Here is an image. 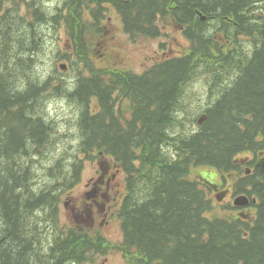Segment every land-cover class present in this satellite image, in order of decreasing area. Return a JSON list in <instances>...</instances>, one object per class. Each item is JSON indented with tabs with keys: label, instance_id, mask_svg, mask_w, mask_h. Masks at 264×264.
I'll return each instance as SVG.
<instances>
[{
	"label": "trees",
	"instance_id": "obj_1",
	"mask_svg": "<svg viewBox=\"0 0 264 264\" xmlns=\"http://www.w3.org/2000/svg\"><path fill=\"white\" fill-rule=\"evenodd\" d=\"M93 2L94 20H86ZM62 3L53 11L31 0L22 11L21 1L0 0V264H69L111 247L125 264H264V0ZM107 3L133 34L156 37L157 18H170L190 39L188 54L141 76L88 66L89 30L105 18ZM59 25L76 47L72 85L56 66L43 72L39 65L41 33ZM201 76L208 79L207 117L177 133L185 84ZM52 94L74 103L75 153L45 108ZM119 103H130L128 119ZM95 151L113 156L125 175L118 244L59 229L81 154ZM247 152L252 172L238 178L235 191L257 198L255 212L228 206L214 214L206 185L189 176L192 166H215L225 181ZM45 226L50 238L41 234Z\"/></svg>",
	"mask_w": 264,
	"mask_h": 264
},
{
	"label": "rangeland",
	"instance_id": "obj_2",
	"mask_svg": "<svg viewBox=\"0 0 264 264\" xmlns=\"http://www.w3.org/2000/svg\"><path fill=\"white\" fill-rule=\"evenodd\" d=\"M40 1V0H39ZM46 3L47 8H51L54 11L55 7H58L64 0H42ZM22 11L26 9L24 6H20ZM104 25L101 34L97 32H91L87 38V53L88 62L87 65L93 69L101 70V68L113 69V68H125L133 69L136 72H143L150 67L158 59L163 58L167 55L183 52L188 44L185 36L180 32L178 28L172 26H164V35L160 38H149L142 36L130 37L125 33L122 20L117 13L112 15ZM107 18V19H108ZM44 38L40 40V47L38 49L39 65L44 72L49 67L56 66L60 67V64L68 63L69 69L59 70L60 76L67 78L71 85L77 78V69L79 61L75 57V45H68V31L63 25L58 27L45 29L43 34ZM161 41L165 44L161 46ZM60 52V53H59ZM59 54V59H56ZM75 57V59H73ZM73 60V61H72ZM86 64V63H85ZM84 63L82 64V66ZM63 70V71H62ZM68 71V72H67ZM207 78L195 79L190 86H185V98L183 100V109L180 113V120L189 122L188 118L192 113H196L203 103L207 100ZM122 103V102H121ZM119 103L118 107L122 110L127 111L125 104ZM121 104V105H120ZM74 103L68 99L66 95L52 94L49 96L46 103V110L50 116L52 124L55 123L54 127L58 133L64 132L67 140L65 147L71 149L73 153L79 149L75 125L76 113L74 112ZM120 109V110H121ZM128 116V114H126ZM74 133V134H73ZM78 146V147H77ZM63 144H61L62 148ZM246 154H241L245 156ZM81 157H87L85 154H81ZM83 160V161H84ZM212 167H198L192 173L193 176L199 177L205 174L208 170H213ZM216 169H214L215 171ZM95 167L93 166L92 160H86L84 162V168L81 172V179L77 181V185L71 187L64 195L61 201L60 215H59V228L61 231L66 232H85L91 235H102L111 241L112 243H120L122 240L123 232L120 227V219L118 217L111 225L101 224V215L98 217L96 223L93 222L92 216H88L84 212V201H85V190L88 180L94 175ZM217 171V170H216ZM218 172V171H217ZM216 172L215 178L214 173L211 174L212 180L217 182L220 187H214L209 190V196L213 206L214 214H223L225 212L224 206L231 203L229 196L226 194V189L230 188L232 182L226 185L221 184V173ZM41 175L39 172L38 177ZM121 178H124L123 174ZM124 188V186H123ZM87 191L90 189L87 187ZM112 193V190H111ZM226 195V196H225ZM225 197V199H221ZM90 199V198H89ZM83 202V203H82ZM86 207L89 206L90 200ZM78 203H82L78 206ZM112 203V201L110 202ZM74 207H77L74 209ZM82 213H80V211ZM80 214V217L84 220L79 221L76 217ZM50 227L45 226L44 231L41 234H49L48 238L52 236V232L49 231ZM47 242V241H46ZM118 249H111L105 252V256H101V251L92 252L87 255L86 260L82 262H72L69 264H124V260L121 257ZM100 254V255H99ZM109 259V260H107Z\"/></svg>",
	"mask_w": 264,
	"mask_h": 264
},
{
	"label": "flooded vegetation",
	"instance_id": "obj_3",
	"mask_svg": "<svg viewBox=\"0 0 264 264\" xmlns=\"http://www.w3.org/2000/svg\"><path fill=\"white\" fill-rule=\"evenodd\" d=\"M99 165L102 169V164L99 163ZM113 167L115 166L108 164L103 168L102 172L98 170V175L90 179L89 183L87 184V186L92 189L91 191L87 192L88 197L92 199L88 209H90L92 213L94 210H96V215L92 218L95 223L100 215L102 224H109L114 220L113 206L110 202L112 198H114L112 197V193L115 196L119 194V184H114L116 183V176L112 170ZM108 173H112V175L105 179V176Z\"/></svg>",
	"mask_w": 264,
	"mask_h": 264
},
{
	"label": "water",
	"instance_id": "obj_4",
	"mask_svg": "<svg viewBox=\"0 0 264 264\" xmlns=\"http://www.w3.org/2000/svg\"><path fill=\"white\" fill-rule=\"evenodd\" d=\"M235 202L237 204H240V205H246V204H248V200L245 197L237 198Z\"/></svg>",
	"mask_w": 264,
	"mask_h": 264
},
{
	"label": "bare ground",
	"instance_id": "obj_5",
	"mask_svg": "<svg viewBox=\"0 0 264 264\" xmlns=\"http://www.w3.org/2000/svg\"><path fill=\"white\" fill-rule=\"evenodd\" d=\"M43 11V10H42ZM55 14V13H54ZM51 15V14H50ZM51 17V16H50ZM71 89V88H70ZM73 89V88H72ZM68 92V91H67ZM119 115V114H118ZM80 121V120H79ZM188 138V137H187ZM183 139V138H182ZM78 147V146H77ZM65 153V152H64ZM178 154V153H177ZM175 160V159H174ZM138 168V167H137ZM144 169V168H143ZM142 170V169H141ZM135 183V182H134Z\"/></svg>",
	"mask_w": 264,
	"mask_h": 264
}]
</instances>
